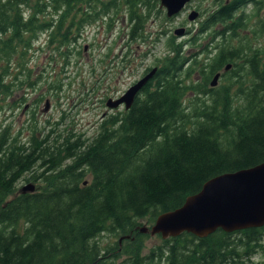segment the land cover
<instances>
[{
	"label": "trees",
	"instance_id": "trees-1",
	"mask_svg": "<svg viewBox=\"0 0 264 264\" xmlns=\"http://www.w3.org/2000/svg\"><path fill=\"white\" fill-rule=\"evenodd\" d=\"M250 4L261 2L213 0L201 30L224 44L211 62H188L172 35L143 95L106 115L92 139L34 127L24 142L0 131V264H264L253 259L264 255V226L159 235L147 251L151 234L140 231L210 178L264 161V49L243 34ZM122 6L138 40L152 11H163L159 0H0V94H12V66L28 69L41 33L69 59L86 26ZM27 174L33 191L17 189Z\"/></svg>",
	"mask_w": 264,
	"mask_h": 264
},
{
	"label": "rangeland",
	"instance_id": "rangeland-1",
	"mask_svg": "<svg viewBox=\"0 0 264 264\" xmlns=\"http://www.w3.org/2000/svg\"><path fill=\"white\" fill-rule=\"evenodd\" d=\"M213 7V0H192L186 6V11L173 19L166 16L165 9L161 12L153 10L144 24L143 37L136 39L137 41L129 35L132 21L129 20L125 7L122 6L118 11H111L106 15L99 14L101 18L88 24L77 43L70 46L75 53L71 54L69 59H65L55 50L57 43L49 45L48 31L41 33L26 56L28 69H19L20 72L16 65L12 66L8 79L12 94H0V131L9 127L12 132L19 134L24 142L31 136L34 127L38 130L37 133L42 131V134H47L52 129H55L56 133L72 130L83 134L84 138L92 139L105 115L123 110V107L110 108L107 105L110 98H105V86L113 85L121 90L132 81L128 73L123 74L118 68L112 73H106L113 55L122 50L126 52V44L129 43L134 47L136 60H141L142 69L146 66L154 67L168 53V39L172 35H175L176 42H185L188 36L197 34L195 46H184V50L186 53L189 50L190 54L195 53L198 60L211 62L219 52L221 43L224 44V40L219 36L213 38L212 31L201 30L202 21ZM244 10V21L250 26L243 34L249 36L248 41L252 47L264 49V28L260 30L264 27V0L259 10L253 8V4ZM193 11L198 14L194 19H190L189 15ZM179 29H191V33L176 34ZM254 29L256 30L253 31ZM235 43L240 41L235 40ZM18 60H15V64ZM229 70L231 67H223L216 73H220L217 85L221 83V74ZM193 80H200V76L195 73ZM105 83L108 84L104 85ZM53 136L55 137V133ZM29 176L30 174H27L21 178L17 189L31 184L32 181L25 178ZM142 221L147 222L146 219ZM112 239L105 237L101 243L112 244ZM161 242V236L150 235L145 251ZM253 259L261 262L264 255L259 253Z\"/></svg>",
	"mask_w": 264,
	"mask_h": 264
},
{
	"label": "water",
	"instance_id": "water-1",
	"mask_svg": "<svg viewBox=\"0 0 264 264\" xmlns=\"http://www.w3.org/2000/svg\"><path fill=\"white\" fill-rule=\"evenodd\" d=\"M160 7L165 8L169 17H175L184 9L190 0H159ZM193 11L190 19L197 16ZM179 29L175 33L181 34ZM230 64L227 65V68ZM157 68H153L145 77L135 83L125 95L109 99L110 108L125 104L130 108L143 86L154 77ZM220 73L211 82L217 85ZM49 103H47V108ZM46 108V109H47ZM23 190H34L29 184ZM264 226V161L233 172L219 174L207 180L202 188L189 195L182 206L161 213L154 224L141 227L143 233L159 234L163 238L190 232L205 237L218 229L233 232L250 227Z\"/></svg>",
	"mask_w": 264,
	"mask_h": 264
},
{
	"label": "flooded vegetation",
	"instance_id": "flooded-vegetation-1",
	"mask_svg": "<svg viewBox=\"0 0 264 264\" xmlns=\"http://www.w3.org/2000/svg\"><path fill=\"white\" fill-rule=\"evenodd\" d=\"M259 2H262V0H258ZM253 8H254V5H253ZM163 9V8H162ZM243 12V9L241 8L237 14H241ZM169 19H173V17L169 18ZM186 34H189L191 33V29H184L183 31ZM198 33H201V31H198ZM213 35V38H217L218 35L216 33H212ZM171 37V36H170ZM197 34H192L190 36H188L187 40L185 42H182L183 44V47L184 46H187V45H191V46H195L194 45V42L197 41ZM130 40H132L130 38ZM135 41H137L135 39ZM126 47H127V51L124 52V50H122L119 54L117 55H113V59L111 60V62L109 63L108 65V68H106V73H109V72H113L115 70V68H118L121 70V72L124 73H128L129 74V77L131 78L132 77V81L129 83V85L124 88V89H118L116 86H105L106 88V95H105V98H110V99H117V98H120L121 96L125 95L126 92L135 84L137 83L139 80H141L143 77H145L153 68H157V65L154 66V67H151V66H146L144 69H142V63H141V60L140 61H137L136 58H135V55L136 53H133L134 51V47H131L129 45V43L126 44ZM204 49V47H203ZM186 55L188 56V62H191L192 60L196 59L197 56L196 54H190V50L186 53ZM123 64L125 63L124 65H120V64ZM232 65V64H231ZM230 65V66H231ZM225 69H227V66L224 67ZM158 69V68H157ZM200 76V75H198ZM152 79V78H151ZM149 79L147 81V83L151 80ZM146 83V84H147ZM108 83H105L104 85H106ZM145 84V85H146ZM103 85V86H104ZM145 85L143 86V88L139 91V93L137 94L136 98H139L140 96L143 95L144 93V87ZM212 85V83H211ZM213 86V85H212ZM135 98V99H136ZM120 107H123V110H126L127 108L125 107V104L121 105ZM129 109V108H128ZM106 114V113H105ZM106 116V115H105Z\"/></svg>",
	"mask_w": 264,
	"mask_h": 264
},
{
	"label": "bare ground",
	"instance_id": "bare-ground-1",
	"mask_svg": "<svg viewBox=\"0 0 264 264\" xmlns=\"http://www.w3.org/2000/svg\"><path fill=\"white\" fill-rule=\"evenodd\" d=\"M191 1H192V0H190L189 3H190ZM189 3H188V4H189ZM188 4H187V5H188ZM187 5H186V6H187ZM186 6L184 7V9H183L180 13L186 11ZM164 9H165V8H164ZM180 13H179V14H180ZM166 16H167L168 18H171V17H169L167 14H166ZM177 16H178V15H177ZM175 17H176V16H175ZM140 231H141V228H140ZM141 232H142V231H141ZM147 233H148V232H147ZM156 235H159V234H156ZM124 238H130V236H127V237H124ZM124 238L120 239V243H122V241H123Z\"/></svg>",
	"mask_w": 264,
	"mask_h": 264
}]
</instances>
